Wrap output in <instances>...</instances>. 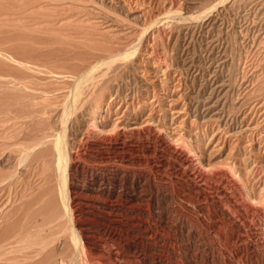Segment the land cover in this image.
Instances as JSON below:
<instances>
[{"label":"rangeland","instance_id":"obj_1","mask_svg":"<svg viewBox=\"0 0 264 264\" xmlns=\"http://www.w3.org/2000/svg\"><path fill=\"white\" fill-rule=\"evenodd\" d=\"M3 2L0 43H5L3 33L11 45L5 40L10 48L0 46V53L11 55L0 54V84L12 85L0 88L7 91L0 92V185L7 184L0 194V231L19 226L20 238L36 225V217L41 221L58 210L65 219L51 230L64 231L74 206L88 227L81 239L84 254L96 260L264 264V0ZM157 134L175 150L196 156L212 186L227 173L243 186L248 216L242 218L240 241L230 240L235 229L220 235L194 216L187 207L197 211L195 205L178 197L179 186L162 183L152 162H144L142 169L123 165L126 158L144 157L148 147L159 145ZM60 139L62 159L53 148ZM118 142L124 144L119 153ZM41 148L50 149L42 151L49 157L35 162ZM24 149L30 156L24 157ZM100 156L106 160L100 162ZM60 235L75 248L77 238H70L68 230ZM18 249L20 254L7 250L3 255L22 257ZM2 256L6 264L25 263Z\"/></svg>","mask_w":264,"mask_h":264},{"label":"bare ground","instance_id":"obj_2","mask_svg":"<svg viewBox=\"0 0 264 264\" xmlns=\"http://www.w3.org/2000/svg\"><path fill=\"white\" fill-rule=\"evenodd\" d=\"M2 2H3V0H1ZM2 2H0V4L2 3ZM9 2V1H8ZM14 2V1H13ZM4 3V2H3ZM12 4V3H11ZM4 6H5V4H4ZM15 7V6H14ZM5 8V7H4ZM3 9V8H2ZM1 9V10H2ZM6 9V8H5ZM11 10V9H10ZM9 10V11H10ZM14 10H16L15 8H14ZM3 11V10H2ZM7 11H8V9H7ZM5 13H6V11H5ZM9 14V13H8ZM2 16V15H1ZM4 16V15H3ZM15 19V18H14ZM5 20H7V19H5ZM16 21V20H15ZM7 22V21H6ZM4 23V22H3ZM15 25V24H14ZM5 26V25H4ZM13 26V25H12ZM10 27V26H9ZM18 27V26H17ZM5 28H6V26H5ZM8 28V27H7ZM10 28H13V27H10ZM16 27H14V29H15ZM3 29V28H2ZM1 29V30H2ZM17 30H18V28H16ZM1 30H0V32H1ZM7 30V29H6ZM20 30V29H19ZM3 31V30H2ZM8 32L10 33V31L8 30ZM23 32V31H22ZM4 33H6L5 31H4ZM8 33V34H9ZM12 33V32H11ZM20 33V32H19ZM26 33V32H25ZM7 33H6V35H8ZM13 34V33H12ZM22 34V33H21ZM1 35H3L4 37H5V39L3 40V42H5L6 43V41L9 43V46L11 45L10 44V40H7L6 38V36H5V34H3V33H1ZM15 35L17 36L18 34H16L15 33ZM9 37H10V35H8ZM24 36V35H23ZM37 36V35H36ZM0 37H2V36H0ZM12 37V36H11ZM10 37V38H11ZM15 37V36H14ZM18 37H19V35H18ZM20 37H21V35H20ZM19 37V38H20ZM30 37V36H29ZM29 37H26V38H29ZM34 37V36H33ZM9 38V39H10ZM19 38H18V40H19ZM24 39H25V37H23ZM40 38V37H39ZM17 39V38H16ZM23 39V40H24ZM30 39V38H29ZM32 39V38H31ZM31 39H30V41H28L29 43L31 42ZM44 39V38H43ZM6 40V41H5ZM22 40V37H21V39H20V41ZM11 41H13V38H12V40ZM24 41H26V39L24 40ZM14 42H15V39H14ZM14 42H11L12 44L14 43ZM17 43H18V41H16ZM15 42V43H16ZM27 42V44H29ZM43 42V41H42ZM2 43V42H1ZM0 43V44H1ZM1 44L0 46H1V48H2V46L4 45V47H6V49L8 50L10 47L8 46V45H6V44H8V43H6V44ZM14 43V45L16 46V44ZM26 43V42H25ZM24 43V45H27V44H25ZM32 44H34V42L32 41L31 42ZM30 43V44H31ZM19 44V43H18ZM17 44V47L19 46ZM14 45H12V46H14ZM34 45H36V44H34ZM7 46L9 47V48H7ZM11 46V47H12ZM28 46V45H27ZM41 46V45H40ZM33 46H31L30 45V48H32ZM36 47V46H35ZM15 48V47H14ZM20 48V47H19ZM34 48V47H33ZM110 48V47H109ZM108 48V49H109ZM15 49H18V48H15ZM19 50V49H18ZM22 50V48L19 50V55H21L20 54V51ZM39 50V49H38ZM107 50V49H106ZM2 51V49L0 50V52ZM10 51V50H9ZM35 51V50H34ZM5 52H6V50H5ZM0 53L1 55H3V54H5V55H7L6 53H8V54H10L8 51L6 52V53ZM23 52V51H22ZM21 52V53H22ZM13 53V52H12ZM16 52H14V54H15ZM24 53H25V51H24ZM11 55V54H10ZM23 56H25V55H27V54H22ZM21 55V56H22ZM32 55V54H31ZM7 56H9V55H7ZM39 56V55H38ZM107 56H109V55H107ZM26 57V56H25ZM28 57V56H27ZM30 57V56H29ZM8 58H11V56L10 57H8ZM23 59H25V60H28V59H26V58H24L23 57ZM31 59H33V58H31L30 57V60ZM3 60V59H2ZM9 60V59H8ZM102 60V59H101ZM1 61V60H0ZM11 61H12V59H11ZM105 61V60H104ZM8 62H10V60L8 61ZM14 64H15V62L16 61H12ZM99 62V61H98ZM13 64V65H14ZM22 64V63H21ZM4 64H3V62H2V64L0 63V66H3ZM5 65H6V63H5ZM8 65V64H7ZM9 65H11V64H9ZM8 65V66H9ZM16 65V64H15ZM18 65V64H17ZM23 65H25V64H23ZM23 65H21V66H23ZM29 65V64H28ZM20 66V67H21ZM27 66V65H26ZM5 67V66H4ZM11 67V66H10ZM10 67H8V69L9 70H11L12 68H13V66L11 67V69H10ZM15 67V66H14ZM1 68V67H0ZM7 68V67H6ZM5 68V70L7 71V69ZM23 68V67H22ZM25 68V67H24ZM2 69H4V68H2ZM18 69V68H17ZM7 71L8 73L10 72V71ZM15 70H16V68H15ZM20 71H23L24 69H19ZM2 71H4V70H2ZM6 71L4 72V73H6ZM14 71V70H13ZM16 71H18V70H16ZM48 71H49V69H48ZM11 73L13 74V72L11 71ZM15 73V72H14ZM18 73H22V72H18ZM18 73L16 74H14V75H18ZM26 73V72H25ZM10 74V73H9ZM12 74H11V77H12ZM27 74H28V72H27ZM6 75H8V74H6ZM2 76V75H1ZM10 76V75H9ZM21 76V75H20ZM20 76H19V79L17 80V81H19V83H20V79L22 78V81L21 82H23V78L24 77H21L20 78ZM25 77L27 76V75H24ZM3 77V76H2ZM1 77V78H2ZM17 77V76H16ZM30 77H31V73H30ZM27 78V77H26ZM6 79V78H5ZM17 79V78H16ZM27 79H30V78H27ZM32 79H34V78H32ZM2 80V79H1ZM9 80V79H8ZM14 81H16L15 79H14ZM13 81V82H14ZM25 81H26V79H25ZM29 81V80H28ZM3 82H5V81H3ZM12 82V83H13ZM27 82V81H26ZM25 82V83H26ZM36 82V81H35ZM1 83V82H0ZM8 83H10V82H6V84H5V86L4 85H2V84H0L1 86H0V88L2 87V88H5L6 89V87L8 86L9 87V85H12V84H9V85H7ZM14 83H16V85H18L19 83L18 82H14ZM22 83H20V85H21ZM37 84V83H36ZM79 84V83H78ZM82 84V83H81ZM92 84V83H91ZM7 85V86H6ZM15 85V84H14ZM27 85V84H26ZM34 85V84H33ZM85 85V84H84ZM4 86V87H3ZM22 86V85H21ZM31 86V85H30ZM11 87V86H10ZM14 87V86H13ZM19 86H17V88H18ZM23 87H25V86H23ZM27 87H28V85H27ZM76 87H79L78 85H76L75 86V89H77ZM82 87H84L83 85H82ZM82 87H81V89H82ZM22 88V87H21ZM29 88V87H28ZM3 90L4 92L6 91V90ZM8 89V88H7ZM11 89V88H10ZM18 89H20V88H18ZM79 89V88H78ZM85 89V88H84ZM91 89V88H90ZM12 90V89H11ZM29 90V89H28ZM27 90V91H28ZM2 91V90H1ZM0 91V92H1ZM1 92V93H4V92ZM14 91V90H13ZM33 91V90H32ZM7 92V91H6ZM11 91H9V93H10ZM15 92V91H14ZM29 92V91H28ZM73 92V91H72ZM78 92V91H77ZM86 92H88V91H86ZM20 93V92H19ZM83 93V92H82ZM81 92L80 93H77L78 95H75L76 97L75 98H77V97H80L81 96V94H82ZM93 93V92H92ZM8 94V93H7ZM75 94H76V90H75ZM15 95H16V93H15ZM15 95L14 96H12L13 98L12 99H14V97H15ZM17 95H18V93H17ZM21 95V94H20ZM31 95V94H30ZM1 96V95H0ZM3 96V95H2ZM0 97V99L1 98H3V97ZM8 96V95H7ZM10 96V95H9ZM8 96V97H9ZM74 96V95H73ZM84 96V95H83ZM11 97V96H10ZM17 98V97H16ZM23 98V97H22ZM74 98V97H73ZM74 98V99H75ZM9 99V98H8ZM11 98H10V100H12ZM78 99V98H77ZM9 100V101H10ZM15 100H17V99H15ZM1 101H2V99H1ZM74 101V100H73ZM75 101H77L76 99H75ZM4 102V101H3ZM1 103V102H0ZM2 104V103H1ZM0 104V105H1ZM12 104V103H11ZM79 104V103H78ZM77 104V105H78ZM7 107V106H6ZM11 107H13V106H10V108ZM78 107H79V105H78ZM6 110V109H5ZM15 110V109H14ZM1 111V110H0ZM6 112H8V110H6ZM13 113V112H12ZM1 114V113H0ZM13 115V114H12ZM2 118H4V117H2ZM7 119H5V121H6ZM15 120H17V118L15 119ZM7 122H8V120H7ZM13 122V121H12ZM16 124V123H15ZM10 126V125H9ZM7 127V126H6ZM5 127V128H6ZM14 128V127H13ZM12 128V129H13ZM11 129V128H10ZM118 129V128H117ZM4 130H6V129H4ZM10 131V130H9ZM120 133V132H119ZM123 134V133H122ZM125 134V133H124ZM42 135V134H41ZM17 135H15V137H16ZM115 137H117V136H115ZM38 139H39V137H37ZM44 139H46L47 138V136H45V137H43ZM55 138V137H54ZM156 138H157V141L159 142V145H157V146H155V147H148V149H147V151H146V153H145V156H147V157H141V156H137V157H131L130 155V157H128V158H126V160L123 162V165L125 166V167H140V166H142L143 165V163L144 162H152L153 164H151V165H153V167H154V171H155V173L158 175V178L160 179V181L162 182V183H169V184H171L172 186H179V189H178V191H177V195H178V197L179 198H181V199H183V200H186L187 202H189V203H191V204H194L195 206H194V208L196 207L197 208V211H194L192 208H190V207H187V209L189 210V211H191L193 214H195L194 216H198L199 217V219H200V221H203L207 226H209L211 229H214V231L215 232H217V233H219L220 235H222V232L225 230V229H227V228H229V227H231L232 229H235V231H236V233H234V235L230 238V240H231V242L232 243H236V242H238V241H240L242 238H243V235H244V229H243V224H242V218L243 217H245V219L247 218V214H245V213H247V212H245L244 211V209H243V207L246 205V193H245V190H244V188H243V186L237 181V179H235L234 177H233V175L232 174H230V173H227L224 177L225 178H223L222 180H221V184H219L218 183V185H213L212 186V183H210L209 182V176H207V174H206V172H205V170H203L200 166H199V161L192 155V153H189V152H187V151H184V150H180V151H177V150H175L172 146H171V144H170V142H169V140L168 139H166V137H164L163 135H161V134H157L156 135ZM2 139H4V138H2ZM43 139V140H44ZM53 139V138H52ZM58 139V138H57ZM119 139V138H118ZM37 140V139H36ZM43 140L41 139V141L43 142ZM48 140V139H47ZM47 140H45V141H47ZM51 140V139H50ZM62 140L63 139H60V141L58 142L57 141V146L56 147H53L54 148V150H55V152H56V154H57V158L58 159H62V155H63V150H64V147H65V145H63V142H62ZM31 141H32V139H31ZM34 141V140H33ZM41 141H39V142H41ZM44 141V142H45ZM49 141V140H48ZM118 141V140H117ZM121 141V140H120ZM39 142H38V144H39ZM42 142L40 143V144H42ZM30 145L32 144L31 142L29 143ZM28 144V145H29ZM35 143L33 142V145H34ZM37 144V143H36ZM39 144V145H40ZM99 144V143H98ZM30 145H29V147H30ZM33 145H31V147L33 146ZM48 145V144H47ZM46 146V145H45ZM112 146V145H111ZM30 147V148H31ZM23 148H24V145H23ZM22 148V149H23ZM33 149H34V146L32 147ZM116 151L117 150H122L123 148H124V144L122 143V142H118V144L116 145ZM21 149V148H20ZM38 150H40V149H38ZM46 152H48L47 151V149H44ZM42 148H41V153L40 152H38V153H36L37 154V156L36 157H34V160L36 159V160H40V161H46L48 158H47V156H48V153H45V152H42V151H44ZM51 150H52V148H51ZM26 150L24 149V152H25ZM28 151V150H27ZM32 153H34V150H30ZM29 151V152H30ZM35 151H36V149H35ZM22 153H23V150L21 151ZM37 152V151H36ZM52 151H50L49 152V154L51 153ZM55 152H53L54 154H55ZM77 152V151H76ZM118 152V151H117ZM21 153V157H23V155H24V153L22 154ZM26 153V152H25ZM40 153V154H39ZM119 153V152H118ZM29 153L27 152L26 153V156L24 155V157L26 158V157H28L27 155H28ZM53 154V155H54ZM55 154V155H56ZM116 154V153H115ZM143 154V153H142ZM34 155H35V153H34ZM33 155V156H34ZM94 155V154H93ZM29 156H30V154H29ZM106 156V155H105ZM109 156V155H108ZM49 157V156H48ZM110 157H111V155H110ZM123 157V156H122ZM149 157V158H148ZM53 158V157H52ZM54 158H55V156H54ZM74 158V157H73ZM72 158V159H73ZM22 159V158H21ZM24 159V158H23ZM22 159V160H23ZM28 159V158H27ZM122 159V158H121ZM36 160H35V162H36ZM51 160V159H50ZM106 160V157H104V156H100L99 157V161L100 162H104ZM117 160V159H116ZM152 160V161H151ZM52 161V160H51ZM112 161H114V160H112ZM32 162H33V160H32ZM48 162V161H47ZM108 162V161H107ZM106 162V163H107ZM51 163V162H50ZM94 163V162H93ZM111 163V162H110ZM108 164V163H107ZM121 164V163H120ZM43 165H45V164H43ZM42 165V166H43ZM148 165V164H147ZM31 166V165H30ZM47 166V165H46ZM45 166V167H46ZM32 167V166H31ZM44 167V168H45ZM44 168H42V169H44ZM141 168V167H140ZM138 169V168H137ZM142 169V168H141ZM153 169V168H152ZM29 170V169H28ZM30 171V170H29ZM140 171V170H139ZM33 172V171H32ZM34 174H35V172H34ZM151 174V173H150ZM140 175H142V172H141V174ZM147 175V174H146ZM147 178V177H146ZM211 179V178H210ZM23 180V179H22ZM139 180V179H138ZM212 180V179H211ZM213 181V180H212ZM6 183V182H5ZM215 183H217V181L215 182ZM131 184V183H130ZM143 184V183H142ZM7 185V184H6ZM1 186L0 185V194L2 195V196H4V194H2L4 191V189H5V187H7V186ZM148 185V184H147ZM8 186H10L9 184H8ZM174 190V189H173ZM3 191V192H2ZM77 190H75V192H76ZM167 192V191H166ZM6 193V192H5ZM82 193V192H81ZM175 194V193H174ZM79 195V194H78ZM2 196H0V197H2ZM89 196V195H88ZM175 197V196H174ZM248 198V197H247ZM1 199V198H0ZM2 199H3V197H2ZM97 199V198H96ZM249 199V198H248ZM178 200V199H177ZM171 201V200H170ZM84 202V201H83ZM132 203V202H131ZM138 203V202H137ZM188 203V204H189ZM82 204V203H81ZM248 204V203H247ZM4 205V204H3ZM2 207V206H1ZM127 207V206H126ZM98 208V207H97ZM102 208V207H101ZM100 208V209H101ZM185 208V207H184ZM56 209V208H55ZM99 209V210H100ZM130 209V208H129ZM2 211V210H1ZM59 211V212H58ZM57 212L56 211H53L47 218H44L43 219V217H42V220L41 221H39V217H36L35 218V216H37V215H35V214H30L31 216H34L33 218H35L36 220H33V221H36V225H33V227L35 228H33V230H31L32 228L31 227H29V226H31L30 224H28L29 223V219H27L29 216H27V218H26V221H28V222H26L27 224L25 225V226H28L29 228H30V230L29 231H27L28 229L26 228V227H24L25 229H27L26 230V233L24 232V234L22 233L23 231V228H22V236H20L19 235V237L20 238H18V236H17V234H18V232H17V230H19V229H21V228H19V220L18 219H21L20 218V216H23L24 214L22 213V214H20V216L16 219V220H18V221H14V225L16 226L17 224V226H18V229H15L16 230V232L17 233H13V231H15V230H13L12 231V229L11 228H8V224H6V226L7 227H4L3 228V230H1L0 231V261H1V263L2 264H6V263H3L2 261V258H1V256L3 255V254H5L6 255V251L8 250V251H11V252H16L17 251V248H19L21 251H23V252H21V254H24L22 257L21 256H18L19 258H20V261L19 262H21V258L23 259V261L25 260V263H23V264H79V263H81V264H110V261L108 262V261H106V260H103V259H101L100 258V260H98V256H95V257H98L97 258V260H96V258L94 259V257H93V255L91 254V255H85L84 254V251H86V250H84L85 248H84V246L82 247L81 246V239H82V237H83V235H85L84 233H86V229L88 228L87 226H85L83 223H81L80 222V219H78L77 217H76V210H75V208H74V206L70 209V211H69V216H70V225L68 224V226H64V225H62L63 224V222L61 223V225H58V227L57 228H60V227H63L64 226V231H52L51 230V228L53 227L54 228V225L57 223L58 224V222L62 219V218H64V216L62 215V212H60V210H58ZM66 212V211H65ZM65 212H63V213H65ZM106 212V211H105ZM67 213V212H66ZM126 213V212H125ZM108 214V213H107ZM139 214V213H138ZM163 214V213H162ZM188 214V213H187ZM189 214H190V212H189ZM3 215V214H2ZM2 215H0V216H2ZM8 215V214H7ZM104 215V214H103ZM192 215V214H191ZM200 215H202V216H206V218L208 217L209 218V220L208 221H210V222H207V220H205L204 218L203 219H201L202 217L200 216ZM16 216V215H15ZM31 216H30V221H31ZM40 217H41V215H39ZM125 216V215H124ZM24 217V219H25V215L23 216ZM252 217V216H251ZM32 218V219H33ZM67 218V217H66ZM90 218V217H89ZM131 218H132V216H131ZM141 218V217H140ZM3 219V218H2ZM65 219V218H64ZM103 219L105 220V222H107L111 227H116V222L112 219V218H110V217H108V216H104L103 217ZM191 219V218H190ZM22 220V219H21ZM192 220V219H191ZM62 221H63V219H62ZM88 221V220H87ZM243 221H244V219H243ZM3 222V221H2ZM11 222V221H10ZM120 222V221H119ZM15 223H17V224H15ZM20 223H21V221H20ZM22 223H24V222H22ZM33 223H35V222H32L31 224H33ZM136 223V222H135ZM12 224V223H11ZM10 224V225H11ZM57 224L55 225V227L57 226ZM60 224V223H59ZM103 224V223H102ZM165 224V223H164ZM13 225V224H12ZM11 225V226H12ZM13 225V226H14ZM11 226H9V227H11ZM12 226V227H13ZM15 226L13 227V228H15ZM17 226H16V228H17ZM60 226V227H59ZM102 226V225H101ZM104 226V225H103ZM163 226V225H162ZM249 227V226H248ZM247 227V228H248ZM52 228V229H53ZM106 228H108L107 226H106ZM117 228V227H116ZM163 228V227H162ZM246 228V229H247ZM11 229V230H10ZM56 229V228H55ZM61 229V228H60ZM174 229V228H173ZM66 230H68V233H69V237L70 238H73V240L75 239V238H77L76 239V241H77V244H76V242L75 241H73L72 243L74 244V242H75V244H76V246L75 245H73V246H75V248H71L70 246H68V244H67V240H65L63 237H62V235H60L61 234V232H66ZM104 230V229H103ZM110 230V229H109ZM113 230V229H112ZM116 230V229H115ZM120 230V229H119ZM249 230V229H248ZM25 231V230H24ZM166 231V230H165ZM12 232V233H11ZM19 232H20V230H19ZM208 232H209V230H208ZM60 233V234H59ZM121 233V232H120ZM164 233V232H163ZM20 234V233H19ZM112 234L116 237V236H118V234L117 233H115V232H112ZM155 234V233H154ZM154 234H153V236H154ZM228 234V233H227ZM232 234H233V232H232ZM80 235V236H79ZM87 235V234H86ZM224 235H226L225 233H224ZM17 236V237H16ZM60 236L62 237V239L60 238ZM63 236H65V234L63 235ZM13 238H15V241H12L13 240ZM106 238V237H105ZM152 238V237H151ZM228 238V236L226 237L225 236V239H227ZM220 239V238H219ZM229 240V239H228ZM166 241V240H165ZM247 241V240H246ZM152 242V241H151ZM213 242V241H212ZM220 242V241H219ZM14 243H16V244H14ZM59 243H60V246H59ZM167 245V244H166ZM136 247V246H135ZM211 247V246H210ZM3 249H5L4 251H5V253L4 252H2V250ZM18 249V250H19ZM234 249V248H233ZM14 250V251H13ZM143 250V249H142ZM11 252H10V254H11ZM18 252V251H17ZM140 252V251H139ZM154 252V251H153ZM19 253V252H18ZM91 253V252H90ZM243 253V252H242ZM9 253H7V256H10V257H7V256H2V257H4V259L7 257V258H9L12 262H13V260L14 259H17V260H19V258L17 257H13V258H11L13 255V253L10 255H8ZM15 254V253H14ZM20 254V253H19ZM18 254V255H19ZM87 254H88V252H87ZM155 254V253H154ZM85 255V256H84ZM144 255V254H143ZM15 256H17V255H15ZM101 257V256H100ZM147 257V256H146ZM146 257L144 258V259H146ZM7 258H6V260H7ZM247 258V257H246ZM13 259V260H12ZM81 259H83V260H81ZM85 259V260H84ZM6 260H4V261H6ZM10 260H8L9 262H10ZM158 260V259H157ZM247 260V259H246ZM83 263H82V262ZM146 261V260H145ZM164 261V260H163ZM9 262H7V263H9ZM16 264H17V261H14ZM167 262V261H166ZM251 263V262H250ZM14 264V263H13Z\"/></svg>","mask_w":264,"mask_h":264}]
</instances>
